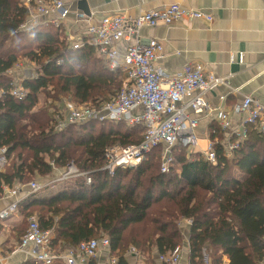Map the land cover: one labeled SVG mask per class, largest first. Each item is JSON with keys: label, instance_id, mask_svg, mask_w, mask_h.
<instances>
[{"label": "trees", "instance_id": "trees-1", "mask_svg": "<svg viewBox=\"0 0 264 264\" xmlns=\"http://www.w3.org/2000/svg\"><path fill=\"white\" fill-rule=\"evenodd\" d=\"M24 1L0 0V150L8 161L0 173V195L4 186L51 175L52 163L61 170L72 164L89 173L90 185L82 177L57 182L58 194L42 197L43 189L18 205L43 230H53L55 252L108 237L119 264L131 246L143 253L156 247L167 255L183 243L182 225L188 222L190 264H205L206 256L212 264H224V257L229 264L264 263V136L249 128L232 157L216 144L215 164L198 153L190 159L177 155L187 152L177 147L168 173L161 171L159 147L137 167L118 168L110 176L103 170L106 151L140 144L145 128L93 120L58 131V112L34 110L50 88L58 92L54 108L67 96L99 107L119 95L127 75L112 72L92 46L74 50L62 27L42 23L24 29ZM24 47L37 71L23 81L29 93L18 100L10 95L14 80L8 72Z\"/></svg>", "mask_w": 264, "mask_h": 264}, {"label": "built area", "instance_id": "built-area-1", "mask_svg": "<svg viewBox=\"0 0 264 264\" xmlns=\"http://www.w3.org/2000/svg\"><path fill=\"white\" fill-rule=\"evenodd\" d=\"M28 11V23L24 28L35 26L41 18H49V23L57 28H64V23L71 15L67 0H25ZM77 21L87 19L83 13L76 14ZM206 20L213 21V17L203 11H193L172 4L164 9L152 10L137 18L118 15L104 18L100 24H90L83 38L68 36V42L74 50L92 46L103 57L112 72L122 70L126 73L125 86L119 95L111 102L99 107L80 105L69 100L65 111L57 113L55 130L62 131L70 125L97 120L100 122H125L129 126L145 128L143 141L129 146H114L106 151V164L103 168L110 176H114L118 168H134L146 161L153 149L162 148V173H168L174 164V150L181 147L187 152L201 153L205 159L216 163V142L209 138L203 153L200 152V137L198 135L200 116H211L218 111L217 121L222 131L231 128L230 115L224 110H215L208 103L206 96L214 89L228 86V80L209 73L202 64H187L178 77H170L160 67L158 61L163 59L164 47L155 40H144L141 37L143 28L155 29L169 26L181 21ZM30 25V26H29ZM124 40L134 41L124 54L117 45ZM14 70H20L19 64ZM12 69V71H14ZM11 70L9 72H12ZM29 90L22 84L13 85L10 95L23 100ZM226 96L221 98L225 102ZM232 112L243 116L242 130L235 134V139L227 149L229 157L240 141L248 137L247 130L253 128L264 136V104L253 97L236 104ZM233 137V134L231 135ZM5 153L6 150H3ZM54 169H57L52 163ZM70 165L67 171L53 183L67 181L71 178L82 177L87 184L92 183L89 173H81ZM74 169V170H73ZM42 184L32 182L30 193H37L43 189ZM13 197L19 191H11ZM19 202H15L8 209L0 212V222L8 219L18 209ZM53 230H43L36 217L29 219V228L22 237L19 251L27 250L30 260L34 264H55L65 261L67 264H81L99 256L101 249H111L108 237L94 239L81 243L77 248L67 253H57L52 247ZM183 248L178 246L160 260L165 264H180ZM112 264H119L117 258Z\"/></svg>", "mask_w": 264, "mask_h": 264}, {"label": "crops", "instance_id": "crops-1", "mask_svg": "<svg viewBox=\"0 0 264 264\" xmlns=\"http://www.w3.org/2000/svg\"><path fill=\"white\" fill-rule=\"evenodd\" d=\"M67 1L71 11L63 29L67 39L69 35L83 38L90 24L98 25L107 17L125 15L128 18H137L143 13L164 9L172 4H178L187 10L203 11L213 17L212 22L181 21L155 29L143 28L140 33L142 39H155L163 45L164 57L158 61L157 66L170 77H178L187 64H202L209 73L228 80V86L214 89L207 94L206 99L213 109H224L230 115L231 128L227 131L221 130L217 121L218 111L209 117L200 116L197 130L201 142L200 150L205 148L209 138L226 149L230 147L235 134L242 130L244 119L243 116L235 115L232 109L245 97H253L264 104V0H86L90 16L79 8V2L83 0ZM77 13H83L87 19L77 21ZM42 23H49V18H41L35 25ZM134 44L133 40H124L117 48L124 54ZM96 53L101 57L97 51ZM19 72L25 71L21 68L19 71L15 69L8 72L14 80L13 85L23 84V81L29 78H21L23 74ZM13 74H16V77ZM223 96L227 97L225 102L221 101ZM215 126L220 132L212 128ZM7 165L5 153L0 150V173L6 172ZM66 171L54 169L42 184L43 189L55 185V177H61ZM73 179L76 178L69 180ZM30 184L24 186L16 183L13 188L4 186L0 195V212L15 202L20 204L31 195ZM14 189L19 191L16 198L11 193ZM28 224V212L20 209L0 222V264H32L27 253L29 250L19 251L20 240ZM182 231L183 256L180 264H190L188 222L182 225ZM70 249L73 248H66L62 253H67ZM160 257L156 247L143 253L137 247L131 246L123 256V264H165ZM113 258L120 259L111 253V249L103 248L97 258L81 264H112ZM55 264L67 263L59 261ZM205 264H212L208 256L205 258ZM224 264H229L227 257H224Z\"/></svg>", "mask_w": 264, "mask_h": 264}, {"label": "rangeland", "instance_id": "rangeland-1", "mask_svg": "<svg viewBox=\"0 0 264 264\" xmlns=\"http://www.w3.org/2000/svg\"><path fill=\"white\" fill-rule=\"evenodd\" d=\"M30 26V25H29ZM32 27V26H31ZM27 28V27H26ZM24 28V29H26ZM30 41H29V47H30ZM26 47H24L23 50L19 51L18 52V56H19V62L18 64L21 66V68L25 71V72H19V73H22L23 75L21 76V78L23 77H31V76H35V73L37 71V68L36 66L30 62V60L28 58H26L24 56V52L26 51ZM16 71H19V70H16ZM15 77H16V74H13ZM55 93V94H54ZM58 95V92H53L52 88L49 89L48 92H42L40 95H39V103H38V106L37 108L34 110L35 112L37 111H40V110H45L47 112L51 111L52 113H57V112H60V111H65V105H66V102H68L69 100H71L72 102L74 103H77L73 97H65L63 98L61 101H59V103L57 102V107H52V97H57ZM79 104V103H77ZM206 147V146H205ZM205 149V148H204ZM200 152L203 153V150H201ZM198 155H201L203 156L201 153L197 152ZM196 154L195 151H191V152H185V154H177V155H185V157H187L188 159L192 158L194 155ZM162 164V163H161ZM72 165V164H71ZM159 165V164H158ZM75 167V166H73ZM75 169L78 171V169L75 167ZM179 169V166L176 165V171H178ZM60 170V169H59ZM74 170V169H73ZM68 172V171H67ZM39 178L38 179H33L32 181L33 182H36L38 184H44V182L46 181V178L47 177H40L38 176ZM60 176L58 177H55V178H59ZM239 178L243 179V177L241 175H238ZM61 186L62 184H58V185H53L52 187H50L49 189H46L44 190L40 195H42V197H50V196H53L54 194H58V192L60 191L61 189ZM184 223V222H183ZM182 245V244H181ZM180 245V246H181Z\"/></svg>", "mask_w": 264, "mask_h": 264}, {"label": "water", "instance_id": "water-1", "mask_svg": "<svg viewBox=\"0 0 264 264\" xmlns=\"http://www.w3.org/2000/svg\"><path fill=\"white\" fill-rule=\"evenodd\" d=\"M79 8H80V10H82L84 12V14L90 16L89 7H88V3L86 0L79 2Z\"/></svg>", "mask_w": 264, "mask_h": 264}]
</instances>
